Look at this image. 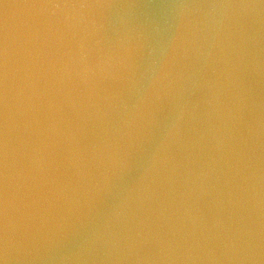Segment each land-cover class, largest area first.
Masks as SVG:
<instances>
[{"label": "water", "instance_id": "1", "mask_svg": "<svg viewBox=\"0 0 264 264\" xmlns=\"http://www.w3.org/2000/svg\"><path fill=\"white\" fill-rule=\"evenodd\" d=\"M0 264H264V0H0Z\"/></svg>", "mask_w": 264, "mask_h": 264}]
</instances>
